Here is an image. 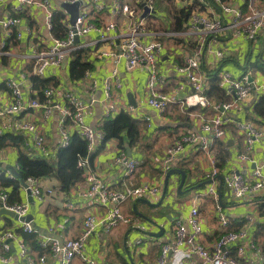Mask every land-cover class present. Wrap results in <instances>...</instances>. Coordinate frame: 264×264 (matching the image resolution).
Wrapping results in <instances>:
<instances>
[{"label":"built area","instance_id":"obj_1","mask_svg":"<svg viewBox=\"0 0 264 264\" xmlns=\"http://www.w3.org/2000/svg\"><path fill=\"white\" fill-rule=\"evenodd\" d=\"M6 1L9 0H0V4ZM61 2L71 4L80 2L81 4L75 23L72 24L70 16L66 14L62 20L65 27L64 34H56L54 15L58 9L56 10L51 0H17L16 11L19 14L30 6H35L42 11L45 27L50 34L48 44L43 45L39 42L34 44V68L32 77H30L31 85L34 83L33 76L45 79V73L50 68L68 65L69 69L72 54L81 48L86 49V46L80 43V39L90 32L96 31L99 35L98 40L101 42L114 43L113 33L117 31V23L113 20L100 22L97 16L98 13L106 10L111 16L125 13L136 19L129 32L119 35L117 39L119 51H100L96 54L97 57H123L129 70L145 66L149 71L147 83L149 93L146 102L160 114H165L169 107L178 101L179 93L185 90L184 84H180L169 92H163L159 88L163 85L164 80L158 70V61L166 48L165 44L158 38H146L148 21L151 17L155 18L156 0H113L108 9L104 0H61ZM185 2L186 6L190 4L193 9L190 10V16L184 29L172 33L174 36L187 38L193 45L192 52H186L184 63L176 66V70L187 77L192 87V90L181 101L187 108L199 107L206 113L196 115L200 127L183 132L167 147L164 155L157 161L164 172L166 170L169 172L175 168L186 145H193L211 155V168L204 172L205 182L202 183L204 190L201 194L215 197L216 213L224 231L210 248L202 244L200 236L203 233L204 219L198 205L195 204L185 219L176 221L173 237L167 242H159L161 245L160 262L165 263L169 257L170 264H185L192 254H197L202 260L201 264H257V258L246 263L241 262L240 259L231 255L229 248L231 243H237L239 254L245 252L244 244L250 235L249 228L255 223L257 215H264V208L261 212V206H258L256 213L247 216L241 227L236 230L232 229V221L223 211L218 199V183L219 179L223 180L231 197L236 200L263 196L264 163L257 165L250 174L244 171L222 175L220 158L213 151V146L217 141L226 137L227 113L234 107L244 105L255 90L259 94L258 97L264 96V82L257 83L253 80L251 70H246L238 75L233 74L230 70L222 69L219 72V85L234 97L226 101L215 100L208 95L209 77L208 71L203 68V62L206 52L213 58V65L227 57L224 49L214 43L208 46V43L213 39L216 42L218 36L224 34L228 27L233 28L247 41L256 40L261 30L264 29V9L256 8L252 0L248 4L247 13L243 9L245 2L243 5L235 4L233 0H186ZM143 3H146L150 8L144 17L141 16L144 12ZM139 7L142 9L141 12L138 10ZM19 14L0 16V30L3 35L0 40V56L10 47L11 41L14 42L15 38L20 40L22 36L21 31L17 29L21 23ZM76 36L79 37L77 43H75ZM84 77L89 81L90 102L62 84L50 83L43 88L40 87L39 91L33 90V96L28 100L25 98L19 81L14 78L0 80V100L2 97L5 98L4 102L0 101V120H3L5 127L8 128L0 129V136L10 131L19 134L29 133L26 144L38 154V157L31 156L50 161L49 158L58 155L60 149L70 146L74 134H77L87 144L88 154L86 156L79 155L78 160V167L82 169L84 182L78 187L72 186L68 191L60 190L63 195L62 205L68 210L84 206L90 208L95 204L106 208L102 214L88 211L81 233L78 237L73 238L59 239L50 236L39 238L38 230L33 226V220H18L24 232L36 235L43 252L36 254L29 242L18 233V230L11 228L0 232V264H11L16 259L26 264H47L49 257L55 261V264H77L78 261L83 264H121L105 259L98 260L95 256L90 255L86 245L91 237L97 232L101 237L103 232H110L121 224L137 225L136 227L143 229L142 226H139L140 220L136 216L127 215L122 211L119 206L122 201L146 199L152 204H157L162 203L167 197L168 187L165 189L164 179L145 181L135 187L124 186L123 189H113L106 185L91 168L90 156L99 151L105 142V132L103 123L94 129L86 121V115L91 109L92 103L96 101L95 93L99 85L93 78L90 69L86 70ZM103 85L104 119L114 118L116 115L126 112L134 118L151 120L150 116L139 115L133 105L117 100V90L120 86L117 69H114L111 75L103 79ZM5 92L7 97L4 96ZM29 110L41 111L46 117L52 116L55 111L60 113L59 140L55 149L48 146L43 130L36 120L18 117L20 113ZM237 121V127L243 137L245 147L240 158L248 160L255 144L262 142L264 128L250 119ZM115 159L118 164L123 165L125 177L132 175L140 165L139 159L128 157L126 150L121 149L119 145L116 149ZM8 177L16 178L13 174ZM43 178L45 177L28 176L25 180L26 186L21 185L20 187V190L27 193L28 198L22 200L10 201L9 192L0 187V208L14 212L18 218L29 216L33 202L43 203L56 194L54 187L44 185ZM30 196L33 201H30ZM53 229L52 227L51 230ZM14 238L18 242L16 253L12 252V245L9 242ZM137 243H141V240H137ZM251 245L256 252H260V248L256 246L255 242L252 241Z\"/></svg>","mask_w":264,"mask_h":264},{"label":"crops","instance_id":"obj_2","mask_svg":"<svg viewBox=\"0 0 264 264\" xmlns=\"http://www.w3.org/2000/svg\"><path fill=\"white\" fill-rule=\"evenodd\" d=\"M185 1L156 0V5L161 8H159L162 11L161 15L163 17L168 16L169 10L171 9L173 11L172 17L167 22V25H163L164 20L156 16H154V19L151 18L148 21V35H146V38H158L166 46L158 61V70L164 80L163 85L159 86V88L163 92H169L176 89L180 84L185 85V90L178 95V101L172 104L165 114H160L146 102L149 93L147 89L149 71L145 66L129 70L126 66V60L123 57L105 56L102 58L96 55L100 51H119V41L117 39L120 34L129 32L131 26L135 23V17L125 13L111 16L105 10L104 12L98 13L97 16L100 22L113 20L117 23V31L113 33L115 37L114 43L99 41V35L96 31H92L80 39V43L86 46V56L88 63L91 64L90 70L92 76L97 80L99 85L95 93L96 101L92 103V107L86 115V121L90 125L95 124L96 126H100L103 123V79L111 75L114 69L118 71L120 82L117 90V100L125 104L133 105L139 115L151 117L150 121L140 117L136 118L141 128L139 141L132 147L128 146L130 148L129 150L126 149L128 157H134L140 160V165L132 175L125 177L123 165L116 162L115 155L118 147V139L116 138H112L106 143L103 149L96 151L94 156H90L91 168L106 185L113 189H123L124 186L135 187L145 181L165 180L168 170L164 172L157 159L164 155L167 147L183 132L200 127V122L196 115L206 113L205 110L199 107L187 108L181 101L192 90V87L187 77L176 70V66L184 63L186 52H192L193 45L187 38L174 36L172 33L176 31L174 30L176 27L174 24L175 13L180 9H193V6L190 4L186 6ZM233 1L235 4L240 5H243L245 2L243 9L246 13L248 12V4L251 0ZM51 2L56 7V10L62 9L67 16H70L61 6V0H51ZM104 2L108 9L113 0H104ZM252 2L256 8L264 9V0H252ZM170 3H172L171 7H169L167 12L163 13L162 8ZM16 5L17 0H9L1 3L0 16L19 14L16 11ZM19 16L21 17V23L17 29L21 31L22 36L20 40L15 38L14 42L11 41L10 47L0 56V80L14 78L19 81L25 98L29 100L33 96L32 93L34 92L32 91H39L38 89L42 85L40 83L36 84L35 82L31 85L30 81L34 68V44L37 42L43 45L48 44L50 42V34L45 27L43 13L37 7L30 6L24 12L20 13ZM185 23L183 24V29ZM2 38L3 35L0 30V40ZM213 43L224 49L227 57L223 61L215 62L213 65V58L206 52L203 68L207 71L219 69V72L222 69H227L232 71L233 74L238 75L244 73L246 70H251L253 80L257 83L264 82V29L261 30L257 39L251 42L247 41L242 35L237 34L233 28L228 27L224 34L218 36L216 42H214V39L210 40L208 46L210 44L213 45ZM184 46L186 47L185 49ZM45 79L46 83L64 85L76 95L90 102L88 79L84 77L80 80H71L68 73V65L48 69L45 73ZM208 82L210 83L209 79ZM256 92L257 90L254 91L252 97L244 105L234 107L232 111L227 113L226 137L223 140L217 141L213 146V151L220 158L219 163L222 175L244 171L250 174L257 165L264 163V138L262 142L255 144L251 157L248 160L240 158L245 147L243 137L240 135L237 127V120L250 119L264 128V117L258 116L255 113V104L260 97H258L259 94ZM5 95L6 92L4 93ZM229 96V100L234 97L233 94H229ZM213 99L219 100L216 98ZM4 100L5 98L2 97L0 101L4 102ZM18 117L36 120L43 130L48 146L51 149H55L58 144L57 141L59 140L60 113L58 111H55L52 116L46 117L41 111L33 112L29 110L20 113ZM0 129H8L5 127L3 120H0ZM10 132L15 134L14 131ZM27 134L30 135L29 133ZM27 134H19L22 137V142L19 146L14 145L11 140H8V145L0 148L1 174L8 177L13 174L10 167L15 166L18 169L20 150L38 157L37 152L26 144L28 139ZM58 158V155H54L49 160L56 162ZM211 158L210 154L201 151L197 147L186 145L185 151L180 155L175 165L176 169L182 170L185 173V181L181 188L182 175L179 172H174L168 180L167 197L162 203L159 204L157 203L159 201H157V204L152 207L144 202L136 203L135 200L122 201L119 204L122 211L127 215L136 216L140 220L139 226H142L143 229H139V227H136L137 225L121 224L110 232H103L104 234L101 237L97 232L86 245L87 252L95 256L98 260L105 259L121 264H170L169 257L165 263L160 262L161 245L159 242H167V240L173 237L176 221L178 219H185L195 204L198 205L200 214L204 219L203 233L200 236V241L206 247L210 248L224 231L216 213L215 197L201 194L204 190V185H202L205 182L204 172L211 168ZM68 171V177L71 179L73 171L70 169ZM43 182L46 187H54L56 194L43 203H32L30 215L33 217L32 220L36 222L39 238L48 236L59 239L78 237L82 231L85 215L88 211L102 214L106 210L104 206L98 204L90 208L84 206L74 210L65 209L62 205L63 195L59 188L58 177L55 175L53 177L43 178ZM83 182L84 177L81 175V178L75 181V184L72 186L76 185L78 187ZM180 189L181 192L179 191ZM19 192L22 199L28 198L24 190H20ZM263 198L264 195L236 200L231 197L224 181L219 179L218 199L221 202L223 211L231 219V228L234 230L245 223L244 220L247 216L256 213L258 206L264 203ZM260 210L262 212V209ZM147 211H149L148 214ZM141 215L154 218L159 226L144 219ZM20 226L21 223L18 220L7 215L0 208V232L12 228L18 230L19 233L21 231ZM52 227L54 228L53 230H51ZM249 229L250 235L244 244L246 246L245 252L239 254L238 244L231 243L229 248L231 255L240 259L243 263L257 258V264H264V215H257L255 223ZM160 232L162 233L156 236L151 234ZM120 235L123 238V245H119ZM137 240H141V243H137ZM252 241L260 248V252H256L252 247ZM9 242L12 245V252L16 253L18 251L17 239H10ZM32 249L36 254L40 252L39 249L33 247ZM201 263L202 260L197 254H192L185 262V264ZM11 264L26 263L16 259ZM47 264H55V261L49 257ZM77 264L83 263L78 261Z\"/></svg>","mask_w":264,"mask_h":264},{"label":"trees","instance_id":"obj_3","mask_svg":"<svg viewBox=\"0 0 264 264\" xmlns=\"http://www.w3.org/2000/svg\"><path fill=\"white\" fill-rule=\"evenodd\" d=\"M66 13L59 9L54 15V30L56 34H64L65 27L62 20L65 18ZM190 16V10L180 9L175 13V29L176 31L183 30V24L188 20ZM91 68V64L88 63L86 56V49L81 48L72 54L71 61L69 63V77L71 80H80L83 78L86 70ZM208 76L210 80V89L208 95L211 98L219 100H229L230 96L224 88L219 85V69L208 70ZM46 79H41L33 76V82L40 83L41 88L45 87ZM46 83V84H45ZM255 113L258 116L264 117V96H260L258 102L255 104ZM103 130L105 132V142L99 150L103 148L105 143L112 139H118V145L121 149L126 150L128 146L132 147L139 141L141 128L139 121L126 112H122L116 115L114 118H106L103 121ZM14 145L19 146L22 142V137L19 133L8 132L5 135L0 136V148L8 145L9 141ZM87 144L77 134H74L70 146L62 148L58 152V161L52 162L44 159H37L32 157L28 152L20 150L18 158V170L21 177L26 180L28 176L35 177H53L57 176L59 179V188L62 191H68L75 181H78L82 175V169L78 167L79 155L86 156ZM90 156V155H89ZM94 156L91 155V157ZM68 169L72 170V177L69 179ZM0 187L4 188L10 194V201L22 200L20 196L21 183L18 178H10L4 174L0 175ZM264 208V203L261 205V209ZM21 236L25 238L33 248L39 249L42 253V248L39 245L38 239L35 234L24 232L22 229L19 231Z\"/></svg>","mask_w":264,"mask_h":264},{"label":"water","instance_id":"obj_4","mask_svg":"<svg viewBox=\"0 0 264 264\" xmlns=\"http://www.w3.org/2000/svg\"><path fill=\"white\" fill-rule=\"evenodd\" d=\"M80 2H76V3H68V2H61V6L65 9V11H67L69 14H70V22L72 23V24H74L75 23V21H76V19H77V16H78V13H79V6H80ZM143 8H144V12H143V17L144 16H146V14L150 11V8H149V6L146 4V3H143ZM79 41V37L78 36H76L75 37V43H77ZM127 149L129 150L130 148L129 147H127ZM129 155H131L130 153H129ZM174 172H179V173H181V175H182V181H181V184H180V188H181V186L184 184V181H185V173L182 171V170H179V169H176V168H174V169H171L169 172H168V174H167V176H166V179H165V189H167V187H168V180H169V178H170V176H171V174L172 173H174ZM14 175V174H13ZM17 178V177H16ZM20 180V179H19ZM180 192H181V189L179 190ZM30 201H33V199H32V197L30 196ZM135 202L137 203V202H144V203H146L147 205H149V206H155V204H152V203H150L148 200H146V199H137V200H135ZM161 202H159V204H160ZM4 212L7 214V215H10V216H12V217H14L16 220H20V221H24V220H32V216L31 215H29V216H27V217H23V218H18V216L14 213V212H12V211H9V210H4ZM140 215V214H139ZM144 219H146V220H148V221H150V222H152V223H154V224H156V225H158L159 226V224L158 223H156V220H154V218H148V217H146L145 215H141ZM160 229H162V228H160ZM162 232H160V233H151V234H153V235H159V234H161Z\"/></svg>","mask_w":264,"mask_h":264},{"label":"rangeland","instance_id":"obj_5","mask_svg":"<svg viewBox=\"0 0 264 264\" xmlns=\"http://www.w3.org/2000/svg\"><path fill=\"white\" fill-rule=\"evenodd\" d=\"M171 5H172V3H170V4H167V5H165L164 6V8H162L163 9V13L164 12H167L168 11V9H169V7H171ZM159 6L158 5H156V14L154 15V16H156L157 18H160L161 20H164V24L163 25H167V22L171 19V17H172V14H173V11L170 9L169 10V15L168 16H166V17H163L161 14V12L162 11H160L159 10ZM161 9V8H160ZM138 10H139V12H141L142 11V9L139 7L138 8ZM159 15H161V16H159ZM152 19H154L153 17H151ZM165 18V19H164ZM152 23V22H151ZM92 127L94 128V129H96L97 128V126L95 125V124H92ZM10 169H11V171H12V173L14 174V176L15 177H17L18 179H20V183H21V185H24V186H26V181L21 177V174H20V172H19V170L17 169V167H15V166H13V167H10ZM149 213V211H147V214ZM151 214H152V212H151ZM150 215V214H149ZM33 226L35 227V228H37V225H36V222L35 221H33ZM38 229V228H37ZM115 228H113V230H114ZM119 245H123V238H122V236L120 235L119 236Z\"/></svg>","mask_w":264,"mask_h":264}]
</instances>
